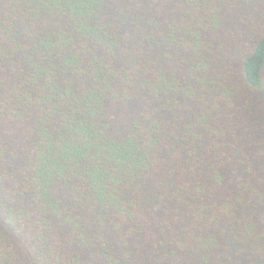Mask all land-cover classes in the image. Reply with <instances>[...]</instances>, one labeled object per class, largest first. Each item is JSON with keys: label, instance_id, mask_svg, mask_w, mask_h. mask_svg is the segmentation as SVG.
Here are the masks:
<instances>
[{"label": "trees", "instance_id": "obj_1", "mask_svg": "<svg viewBox=\"0 0 264 264\" xmlns=\"http://www.w3.org/2000/svg\"><path fill=\"white\" fill-rule=\"evenodd\" d=\"M0 264H264V0H0Z\"/></svg>", "mask_w": 264, "mask_h": 264}]
</instances>
